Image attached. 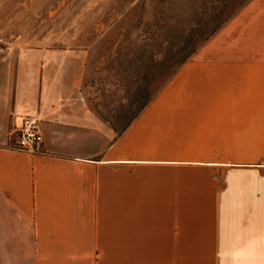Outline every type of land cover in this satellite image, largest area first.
Returning a JSON list of instances; mask_svg holds the SVG:
<instances>
[{
    "label": "crops",
    "instance_id": "1",
    "mask_svg": "<svg viewBox=\"0 0 264 264\" xmlns=\"http://www.w3.org/2000/svg\"><path fill=\"white\" fill-rule=\"evenodd\" d=\"M239 21L259 58L204 48L120 132L85 101V44H11L0 264H264V0ZM26 117L35 151L10 147Z\"/></svg>",
    "mask_w": 264,
    "mask_h": 264
},
{
    "label": "rangeland",
    "instance_id": "2",
    "mask_svg": "<svg viewBox=\"0 0 264 264\" xmlns=\"http://www.w3.org/2000/svg\"><path fill=\"white\" fill-rule=\"evenodd\" d=\"M158 1L0 0V72L4 73L3 60L19 37L25 39L28 49L40 45L85 44L90 55L84 83L85 101L120 129L132 118L145 96L152 95L163 83L145 81L146 67L155 59L150 40L153 28L147 23ZM176 5L178 7H172L164 0L158 7L161 10L168 7L167 13H175L178 20L183 21L186 18L181 12L183 7ZM243 8L188 59L204 48L208 57L259 58L260 35L253 34V29L245 27L242 21L235 22ZM138 22L146 26H136ZM171 27L173 31L180 28ZM167 35H170L169 28ZM128 96L135 98L134 104L129 105L125 99Z\"/></svg>",
    "mask_w": 264,
    "mask_h": 264
},
{
    "label": "trees",
    "instance_id": "3",
    "mask_svg": "<svg viewBox=\"0 0 264 264\" xmlns=\"http://www.w3.org/2000/svg\"><path fill=\"white\" fill-rule=\"evenodd\" d=\"M167 1L168 5L172 7H176V4H180V6L183 7L181 12L186 15V18L183 21H179L175 13H167L165 11V9L168 7L161 10L158 6L161 7L164 0H159V4L157 5L154 4L155 8L153 9L152 18L147 23V25L153 28V38L150 36V40L152 43V51L154 53L155 59L153 64L149 65L150 70L149 66L146 67L148 70L145 81H153L155 84L159 81H163V83L159 89L153 92L152 95L148 94L145 96L143 101L137 105L131 119L136 117L142 111V109L148 105L151 99H153V97L165 86V84L168 83L171 77L177 72L178 68H180V66L183 65L188 60V58L196 52L200 45L211 35L217 32L239 9L244 7L250 0ZM174 1L179 2L174 4ZM137 25L144 27L146 26V24L139 22L136 24V26ZM171 26H180V28L173 31ZM198 27L201 28L197 30L196 28ZM168 28L170 35H167ZM179 30L180 33H176ZM171 41L173 42L172 44ZM125 99L129 105H132L135 102V98L133 96H128ZM131 119L121 128L124 129L129 124ZM110 124L112 125V123ZM112 126L117 129L116 126ZM121 128L117 129V131L120 132Z\"/></svg>",
    "mask_w": 264,
    "mask_h": 264
},
{
    "label": "built area",
    "instance_id": "4",
    "mask_svg": "<svg viewBox=\"0 0 264 264\" xmlns=\"http://www.w3.org/2000/svg\"><path fill=\"white\" fill-rule=\"evenodd\" d=\"M13 134L16 138L10 147L20 151H35L43 140L37 119L32 117L24 118L22 126L16 129Z\"/></svg>",
    "mask_w": 264,
    "mask_h": 264
}]
</instances>
